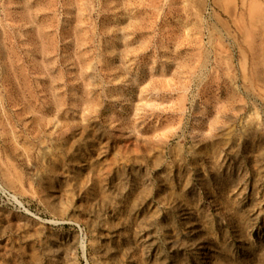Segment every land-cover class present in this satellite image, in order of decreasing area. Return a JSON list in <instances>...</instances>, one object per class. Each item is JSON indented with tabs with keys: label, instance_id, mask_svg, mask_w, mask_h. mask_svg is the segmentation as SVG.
<instances>
[{
	"label": "rangeland",
	"instance_id": "obj_1",
	"mask_svg": "<svg viewBox=\"0 0 264 264\" xmlns=\"http://www.w3.org/2000/svg\"><path fill=\"white\" fill-rule=\"evenodd\" d=\"M0 264H264V0H0Z\"/></svg>",
	"mask_w": 264,
	"mask_h": 264
}]
</instances>
